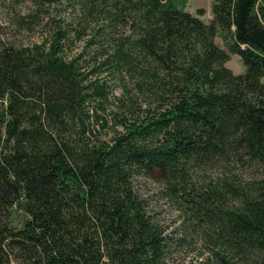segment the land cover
Instances as JSON below:
<instances>
[{"label": "trees", "instance_id": "16d2710c", "mask_svg": "<svg viewBox=\"0 0 264 264\" xmlns=\"http://www.w3.org/2000/svg\"><path fill=\"white\" fill-rule=\"evenodd\" d=\"M3 1L46 34L0 38V264H173L189 246L187 264H264V0H213L208 23L187 0ZM116 89L117 128L99 111Z\"/></svg>", "mask_w": 264, "mask_h": 264}, {"label": "rangeland", "instance_id": "374dc122", "mask_svg": "<svg viewBox=\"0 0 264 264\" xmlns=\"http://www.w3.org/2000/svg\"><path fill=\"white\" fill-rule=\"evenodd\" d=\"M212 3L213 0H187L185 10L199 16L201 20L208 23L212 18ZM6 4L7 1L0 0V38L2 41L16 45L32 44L40 41L45 36L46 29L44 26H36L32 31L18 28L12 22V15L9 13L10 11H8ZM20 7L21 5H18V8ZM55 8L59 9V5H56ZM215 42L221 48L228 49L220 36L215 38ZM224 65L234 74L244 73L246 69L242 58L236 53H231ZM261 81L264 82V76L261 78ZM112 93L109 94L107 100L102 104V110L99 111L102 112L103 116L107 117L110 122L109 126L117 128L118 124H115L116 120L114 118L116 117L114 114H116L115 112L122 113L123 110L120 102L124 96L121 89H116ZM124 99L126 100V98ZM124 105H127L126 102ZM111 130L110 127H107L103 133H106L105 136H109L112 132ZM134 189L147 201V211L154 215L156 219L160 220L166 227V233L173 234L176 232L179 225L177 211L161 197L158 185L149 179L136 177L134 179ZM199 251L200 249L198 247L195 248V246L194 248L189 246L176 249L172 252L173 259L171 263L187 264L189 262H195L201 256L198 255Z\"/></svg>", "mask_w": 264, "mask_h": 264}]
</instances>
